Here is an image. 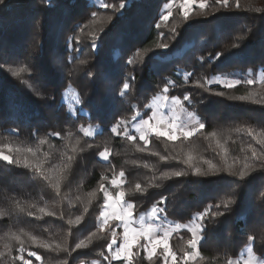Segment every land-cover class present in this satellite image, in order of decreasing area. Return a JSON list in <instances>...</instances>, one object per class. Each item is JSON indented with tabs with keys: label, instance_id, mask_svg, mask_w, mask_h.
<instances>
[{
	"label": "trees",
	"instance_id": "1",
	"mask_svg": "<svg viewBox=\"0 0 264 264\" xmlns=\"http://www.w3.org/2000/svg\"><path fill=\"white\" fill-rule=\"evenodd\" d=\"M105 2L118 5L122 0ZM123 2L126 8L119 12L100 8L98 0H7L0 6V150L20 161L17 165L0 160V212L11 211L0 215V264H22L12 259L20 247L13 234L25 241L23 255L32 264H126L101 255H108L116 222L99 230L104 201L101 178H118L121 170L125 172L121 191L125 200L135 203L137 219L149 213L162 196L167 197L163 207L172 224L193 223L198 213L212 205L202 221L205 239L199 246L200 256L187 264H224L228 257L235 259L249 246L248 235L256 236L251 246L264 259V169L258 168L244 180L225 170L229 165L232 171L242 168L251 156L250 146L261 150L237 129L264 132V102H252L264 101V80L231 88L205 83L220 75L264 74V0H238L239 7L237 0H229L227 7L206 0L203 9L193 4L187 19L181 0ZM169 3L172 8L165 9ZM168 11L172 15L165 21L162 17ZM94 34L100 36L98 56L90 47ZM74 37L79 38L80 52L72 51L75 40L69 41ZM160 43H168L172 55L161 59ZM216 52L224 55L209 63ZM129 58L132 65L126 63ZM84 60L87 65L81 64ZM77 69H91L95 79ZM186 73H191L187 80ZM133 75L132 86L120 97L123 83ZM165 84L170 96L190 95L186 106L205 123V129L188 140L168 141L153 135L147 146L138 136L128 141L110 132L118 117L130 120L136 112L147 114V106ZM70 88L84 102L80 108L87 115L77 110L75 117L70 116L64 102ZM241 96L248 98L236 99ZM89 101L94 107H89ZM89 127L100 132L85 136L81 129ZM55 132L60 138L48 136ZM212 132L222 135L219 143L210 136ZM44 139L48 142L40 144ZM28 148L39 151L33 156ZM105 148L112 150L111 165L98 159ZM205 161L221 169L219 173L194 175L190 165L207 170ZM24 163L39 164L51 183L25 169ZM175 171L186 175H171ZM58 177H62L59 193L53 187ZM103 182L112 189L110 179ZM232 196L238 204L224 209L222 201ZM41 208L55 215L48 216ZM217 211L225 215L213 217ZM29 235L53 245L60 243L68 251L40 248ZM90 235L87 248L75 249L76 243ZM190 238L185 229L172 233L169 247L176 253L177 264H183L184 252L192 251L186 243ZM142 244L141 239L133 247L139 255L133 256L132 264H164L163 248L149 262ZM28 251L40 260L28 256Z\"/></svg>",
	"mask_w": 264,
	"mask_h": 264
},
{
	"label": "snow or ice",
	"instance_id": "2",
	"mask_svg": "<svg viewBox=\"0 0 264 264\" xmlns=\"http://www.w3.org/2000/svg\"><path fill=\"white\" fill-rule=\"evenodd\" d=\"M175 2V0H173ZM99 7L100 8H111L114 12H119L126 8V4L123 2L119 3L118 5H114L111 3L105 2V0H98ZM215 3L218 5H222L224 7H227L229 4V0H215ZM7 4V0H0V6H4ZM197 4L199 8L203 9L206 5V0H181V8L185 12V19H187V12L190 10L191 5ZM167 9L172 8V3H169L166 5ZM237 7H239V2L237 0ZM97 13L93 12L92 16L95 17ZM171 11L167 12V15L163 16V20H167L168 16H171ZM109 21H111V17L108 18ZM83 26L80 28V31H84ZM157 28L160 27L159 23L156 25ZM175 33V30H173ZM73 40H75V44L72 48L73 52H80V41L78 37L70 38L69 43L72 44ZM100 36L94 34L92 43L90 44V47L94 54L98 56V49L100 47L99 44ZM159 49L161 50L158 54L161 59L167 58L168 56L172 55V53L169 52L170 45L168 43H160L158 45ZM233 48H236L237 45L233 44ZM224 54L221 52H216L213 56L210 57L209 63H214L216 61H220L221 57ZM203 57H201V63H203ZM126 63L128 65H132L134 63L132 58H129ZM81 64L87 65L88 61L84 60L81 61ZM84 71V75L86 77H90L93 80L95 79V74L91 71V69L87 70H81ZM14 75L19 76L20 73L16 72ZM185 79L189 76H191V73L184 74ZM135 80V76H131L128 79L125 80V82L122 85V89L119 92V96L123 97L130 87L132 86V82ZM256 81L254 79H247L246 81L241 80H227V79H218L213 78L212 80H205V83H207L209 86L213 83L221 84L224 87H234L241 83H247L248 85L254 84ZM170 84L174 85V81H170ZM197 84H199V81H197ZM170 91L169 85L165 84V86L162 88L160 94L156 95L152 103L149 104L147 107L151 109V114L148 116V118H144L140 116L138 112L134 113L131 116L130 120L125 119L123 116L118 117L115 124L112 125L110 128V132L116 136L121 137L122 139L128 140V141H136L137 140V134L140 141H143L145 146L149 143V137L152 135H155L156 137H164L168 141H176L179 139L182 140H188L190 137L194 136L198 132H201L203 129H205V123L202 122L193 112L187 111L184 107H182V101L181 98L175 97V96H169L168 93ZM217 95H223L221 92H217ZM252 95V94H250ZM248 97H236V99L244 100ZM191 97L189 94H185L183 96V101H190ZM74 102L76 105H83V101L79 99V97L74 98ZM253 103H261L264 101H258L256 99L252 100ZM89 107H94L91 103V101L88 102ZM177 106H181L179 111L177 110ZM79 114L87 115V113L84 112V108L81 107L79 109ZM77 115L76 110L74 109L73 112L70 113V116L75 117ZM131 125V127H129ZM83 131V134L85 136H93L94 132L91 129H81ZM14 131L18 132L19 129H14ZM237 131H244L245 134L252 139L256 141L257 144L261 146V150L257 151L256 148L250 146L251 156L245 158V163L243 164L242 168L236 171H232L233 168L232 165H229L227 169L228 174L230 176H236L239 180H244L246 176L251 175L252 172L259 169H264V132L257 133L252 128L247 129H237ZM60 133H49V137H56L60 138ZM217 132L210 133L211 137H217ZM72 134L68 133V137L71 138ZM48 141L46 139L40 140V144H45ZM79 143V141H77ZM219 143V141H218ZM19 151V149H17ZM29 153H32L33 156L36 155V153L39 151V149H32L28 148L26 150ZM75 151V149H73ZM98 159L100 161L105 162L106 164L111 165V156H112V150L105 148L103 151H100L98 154ZM71 159V157H69ZM161 159H167V157H161ZM193 157L189 154L188 160L191 161ZM0 160L6 161L8 164H20L19 160H13V158L10 155H7L3 152V150H0ZM205 163L209 164V167L207 170H204L200 167H195L193 165H190L194 168V175L197 176H204L207 177L209 175H216L219 173L221 169L217 168L216 165L211 164L209 161H205ZM25 169H30L33 173L38 174L41 176V178L45 181H48L51 183L50 178L47 175H44L41 172V166L39 164L36 165H30L28 163H24L22 165ZM63 172V169L60 170ZM171 175H174L176 177L184 176L186 173L184 171H175ZM118 176L121 178V181L125 177V172L121 170L118 173ZM62 177H58L56 179V183L53 185L56 192H60V184H61ZM110 179L111 185L119 189L121 187V184L117 181V178L115 175H113L111 178L108 177H102L100 184H99V190L103 192V208L100 212V218H99V230L101 232L104 231L105 226L108 225L109 220L112 221H118V224L116 225L117 228H122L123 230V240L122 242L118 243L116 239V231H112V240L111 243L108 245V255H105L103 252L101 255L104 257L105 260H109V257H111L112 260H124L126 264H132L133 256L139 255V253H133L132 249L133 247L139 243V241L142 239L144 241V244L140 245L146 252V259L149 262H153V256L156 254V250L158 247L163 248V252L161 253L163 257L164 264H169V260H171V264H177V256L176 253L171 250L169 247L168 241L169 237L172 235L174 231L185 229L188 232L191 233V238L186 241L188 248H190L192 251L190 252H184V255L182 257L183 264H187L189 260H195L196 257L200 256L199 246L201 244V241L205 239V225L202 222L206 216L209 215L210 210L212 208V205H208L207 208L201 213H198L196 217L193 218L194 222L189 224H172L169 221H167L166 216V208L163 207L165 205L167 197L162 196L159 201H157L156 204H154L151 207V210L149 213H142L139 216V220L137 221V218L135 216V203L130 202L128 200L124 199L125 193L123 191H117L115 194L109 191L108 188L105 187L104 180ZM135 188L137 191L141 190V185L137 183L135 185ZM235 191V189H233ZM92 196H95V193L91 194ZM238 201L237 199L232 196L229 197L227 200L222 201V206L224 209H229L230 206L237 205ZM215 207L219 209L221 207V204H216ZM41 212H45V209L41 208ZM87 211V209H85ZM11 211L8 213H2L0 212V215H10ZM48 216H53L55 213L53 212H45ZM163 214V215H162ZM29 215H32V213H29ZM225 212L223 211H217L213 212L212 216H224ZM147 216L148 222H145V217ZM94 235V234H93ZM12 239L16 241L20 247L17 249V252L19 255L12 257L13 260H20L22 261V264H32L30 260H26L24 258V252L27 251L25 249L24 244L25 241L21 239L20 235L13 234ZM28 239L33 243L36 244L38 247H42L45 249H50L53 251L56 250H63L68 251L67 248H65L60 243H55L54 245L45 241L38 240L35 236H28ZM92 236H88L86 239L80 240L78 243L75 244V249H82L87 248L89 242L91 241ZM247 240L249 242V246L247 247V256L244 257L243 255L233 259V258H226L224 261V264H264V259L258 258L255 252L253 251L252 244L256 241V236L254 235H248ZM261 241L264 242V234L261 235ZM115 246V248L113 247ZM27 255L32 257L34 256L36 260H40V256H38L33 251H28ZM64 264H67L65 261ZM93 264H99L97 261H93ZM154 264V262H153Z\"/></svg>",
	"mask_w": 264,
	"mask_h": 264
},
{
	"label": "rangeland",
	"instance_id": "3",
	"mask_svg": "<svg viewBox=\"0 0 264 264\" xmlns=\"http://www.w3.org/2000/svg\"><path fill=\"white\" fill-rule=\"evenodd\" d=\"M93 1V0H92ZM191 7H192V5H191ZM165 9H167V7H165ZM91 44V43H90ZM213 78H218V79H227V80H241V81H246L247 79H249V78H251V79H254L256 82L257 81H259V82H261V81H263L264 80V74L263 73H261L260 72V74H258L257 76H254L251 72L250 73H248V74H245V75H240V74H232V75H220V76H217V77H211L210 78V80H212ZM242 84V83H241ZM211 85H216V86H218V87H224V86H222L221 84H216V83H213V84H211ZM238 85H240V84H238ZM237 86V85H236ZM236 86H234V87H236ZM227 88V87H226ZM170 94V91H169V93H168V95ZM170 96V95H169ZM75 97H79L78 96V94H77V92L74 90V89H72V88H70V89H67L66 90V92L64 93V102L67 104V107H68V109H69V111L70 112H73V110L75 109L76 110V112H77V110H79V108H80V105H76L75 104V102H74V98ZM153 100V99H152ZM152 100H151V102H150V104L152 103ZM181 101H182V107H184L187 111H190L189 110V108L186 106V103H185V101H183V99L181 98ZM181 106H177V110L179 111V109H180V107ZM147 110H148V112H147V114H140V116H142V117H144V118H148V116L151 114V109H149L148 107H147ZM192 112V111H191ZM129 127H131V125H129ZM87 129H91V130H93V132H94V135H96L97 133H99L100 132V130L99 129H93V128H91V127H89V128H87ZM218 134H220V133H218ZM93 135V136H94ZM137 136H138V134H137ZM153 136V135H152ZM151 137V136H150ZM149 137V138H150ZM212 139L215 141V142H217L218 143V141L220 142L221 140L220 139H222V135L220 134V135H218L217 137H212ZM117 181L121 184V186H122V181H121V178L120 177H118L117 178ZM110 192H112L113 194H115L117 191H121V187L119 188V189H117L116 187H114V186H112V189H110L109 190ZM138 221V220H137ZM111 222H116V225L118 224V221H112V220H109V222H108V225L111 223ZM145 222H148V218H145ZM108 225H106L105 226V228H107V226ZM174 225V224H173ZM119 229L120 228H113V230H115L116 231V239H117V241H118V243H120V242H122V240H123V230H122V228H121V230H122V232L121 233H119ZM112 230V231H113ZM180 230H183V229H180ZM180 230H177V231H174L173 233H175V232H178V231H180ZM171 237V236H170ZM170 237H169V239H170ZM141 241V240H140ZM168 244H170V241H168ZM114 248H115V246H113ZM40 248H42V247H40ZM158 248H162V247H158ZM158 248H157V250H158ZM157 250H156V252H157ZM133 251V250H132ZM242 255L244 256V257H246L247 256V251H244L243 253H242ZM109 259H111V257H109ZM169 264H171V260H169Z\"/></svg>",
	"mask_w": 264,
	"mask_h": 264
},
{
	"label": "crops",
	"instance_id": "4",
	"mask_svg": "<svg viewBox=\"0 0 264 264\" xmlns=\"http://www.w3.org/2000/svg\"><path fill=\"white\" fill-rule=\"evenodd\" d=\"M145 218H147V216ZM137 220H139V219H137Z\"/></svg>",
	"mask_w": 264,
	"mask_h": 264
}]
</instances>
